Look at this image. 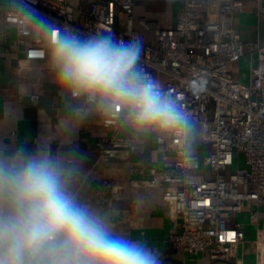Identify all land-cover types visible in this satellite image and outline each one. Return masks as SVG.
<instances>
[{"label":"built area","instance_id":"2783aa9c","mask_svg":"<svg viewBox=\"0 0 264 264\" xmlns=\"http://www.w3.org/2000/svg\"><path fill=\"white\" fill-rule=\"evenodd\" d=\"M0 1V20L12 28L26 61H48L52 42L50 33L31 22V8L60 29L73 27L82 38L111 32L124 40L141 36L142 70L159 80L177 106L190 114L191 128L151 130L161 161L156 167L145 163L143 140L124 133L133 131L124 123L125 113L108 116L98 111L97 124L111 129L95 141L99 159L126 158L135 180L162 188L166 217L178 228L168 234L172 248L238 264L247 229L254 228L252 243L259 260L264 242V48L243 41L233 27V15L243 10L244 1ZM144 2L162 3L164 12L158 18L152 17L158 13L155 9L136 16ZM211 8L213 17L208 18ZM244 56L248 82L235 78L230 68ZM200 80L207 81L206 90L193 95L190 85ZM192 129L203 147H189ZM135 206L132 199L123 215L131 226L140 220ZM242 214L246 221L240 220Z\"/></svg>","mask_w":264,"mask_h":264},{"label":"clouds","instance_id":"9594fccd","mask_svg":"<svg viewBox=\"0 0 264 264\" xmlns=\"http://www.w3.org/2000/svg\"><path fill=\"white\" fill-rule=\"evenodd\" d=\"M29 18L52 36L47 67L60 94L88 106L71 109L77 118L93 109L108 116L123 112L138 134L190 130V114L142 70L141 36L82 38L34 8ZM206 84L191 83L193 95ZM77 171L75 160L53 155L47 144L32 152L22 145L11 154L0 147V264H164L162 252L117 234L107 212L78 198L72 190Z\"/></svg>","mask_w":264,"mask_h":264},{"label":"crops","instance_id":"0c3cea01","mask_svg":"<svg viewBox=\"0 0 264 264\" xmlns=\"http://www.w3.org/2000/svg\"><path fill=\"white\" fill-rule=\"evenodd\" d=\"M243 1V10L233 15V27L243 41L264 48V0ZM214 10L210 9L208 18L213 17ZM23 56V48L16 43L12 28L0 20V147L11 154L22 145L32 152L47 144L53 155L62 154L69 161L75 160L78 171L72 177V190L78 198L107 212L117 234L146 242L162 252L164 264H235L172 248L168 234L178 228L166 217L162 188L135 180L126 158L99 159L95 141L108 135L111 129L97 124L98 111L93 109L83 120L77 118L71 109L88 106L60 94L45 69L47 59L26 61ZM248 65L247 56L231 64L235 78L248 82ZM11 133L15 136L10 137ZM124 133L143 140L146 165L161 166L154 150L153 131L138 134L125 130ZM132 199L136 201L135 213L140 217L137 226L129 225L123 217ZM248 230L238 264L257 262L253 237Z\"/></svg>","mask_w":264,"mask_h":264},{"label":"rangeland","instance_id":"374dc122","mask_svg":"<svg viewBox=\"0 0 264 264\" xmlns=\"http://www.w3.org/2000/svg\"><path fill=\"white\" fill-rule=\"evenodd\" d=\"M152 9H155L156 12H158L157 14H162L164 12V7H163L162 3L144 2L142 7H139V8L136 9V13L135 14H136V16L141 15V14H145L147 12V10H152ZM139 32H140V34L142 36L146 37V35H145V33H144V31L142 29H139ZM196 133L197 132H196L195 129H192L191 132H190V145H189L190 147H193L196 144V141H197ZM201 166H204L203 162H202V156H201ZM239 218H240L241 221H243V220L246 221V214L240 215ZM253 229L254 228H251V229L248 230V232L250 233L251 237H254V234H253L254 230ZM256 264H264V256L262 257L261 254H260L259 260L257 259Z\"/></svg>","mask_w":264,"mask_h":264},{"label":"bare ground","instance_id":"6f19581e","mask_svg":"<svg viewBox=\"0 0 264 264\" xmlns=\"http://www.w3.org/2000/svg\"><path fill=\"white\" fill-rule=\"evenodd\" d=\"M260 251H261V256L263 257L264 256V242H261L260 243ZM260 257V256H259ZM261 262V261H260Z\"/></svg>","mask_w":264,"mask_h":264},{"label":"trees","instance_id":"16d2710c","mask_svg":"<svg viewBox=\"0 0 264 264\" xmlns=\"http://www.w3.org/2000/svg\"><path fill=\"white\" fill-rule=\"evenodd\" d=\"M152 17H157V18H158V17H159V14H157V13H156V14H153ZM189 145H190V139H189ZM198 145H199V143L196 141V144H195L194 147H195V148H199ZM189 147H190V146H189Z\"/></svg>","mask_w":264,"mask_h":264}]
</instances>
